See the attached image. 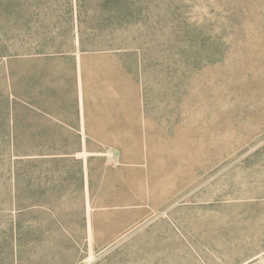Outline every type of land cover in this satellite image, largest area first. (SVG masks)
<instances>
[{"label":"rangeland","instance_id":"1","mask_svg":"<svg viewBox=\"0 0 264 264\" xmlns=\"http://www.w3.org/2000/svg\"><path fill=\"white\" fill-rule=\"evenodd\" d=\"M0 264H264V0H0Z\"/></svg>","mask_w":264,"mask_h":264},{"label":"trees","instance_id":"2","mask_svg":"<svg viewBox=\"0 0 264 264\" xmlns=\"http://www.w3.org/2000/svg\"><path fill=\"white\" fill-rule=\"evenodd\" d=\"M117 6L110 10V13H115L114 17L110 16V19L112 20H118L117 18L120 16L122 12V6L120 4H116Z\"/></svg>","mask_w":264,"mask_h":264}]
</instances>
